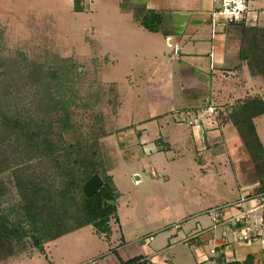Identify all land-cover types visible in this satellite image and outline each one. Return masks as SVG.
<instances>
[{
  "label": "rangeland",
  "instance_id": "rangeland-1",
  "mask_svg": "<svg viewBox=\"0 0 264 264\" xmlns=\"http://www.w3.org/2000/svg\"><path fill=\"white\" fill-rule=\"evenodd\" d=\"M122 1L126 0H81L83 11L76 13L72 10V0H0V66L23 68L31 64L45 72L57 70L61 79L45 78L49 84L57 85V91L50 101L51 96L47 95L52 91L42 90L49 101L43 107V114L35 111L37 95L23 99V104L36 118L47 119L49 114L66 112L70 120L64 132L66 139L82 140L99 128L109 132L98 142L103 168L108 173L111 171L120 193L116 203L120 222L127 226L135 223L137 232L138 228L139 231L156 228L163 222L178 220L180 215L202 214L199 211L203 207L231 195L228 188L234 186L235 177L231 165L222 160L210 161L207 170L197 168L190 152L204 149V140L200 126H190L188 119L178 120L175 127L164 119L159 121L162 135L170 137V151H152L155 145L151 143L143 148L131 146L136 141L133 129L115 133L118 128L130 126L137 117L134 108L138 103H134L133 97L137 90L130 73L133 54L153 55L142 53L130 44V33H139L140 28L133 23L129 12H121ZM248 1L250 13L264 9V0ZM247 22L262 28L264 17L259 20L249 14ZM163 49L167 54L168 50ZM263 87H258L253 98L264 96L260 91ZM159 90H150L143 100L139 97L140 105L160 109V98L153 95L160 93L164 100L167 91ZM247 98L251 97L239 101ZM257 127L264 144V125L258 123ZM190 130L192 137L188 139L186 133ZM152 170L158 179L152 178ZM10 177L9 172L0 174V181L8 191L3 208L17 199L14 187L8 183ZM253 178V174L249 175L247 182ZM116 231L115 227L110 239L94 235L90 227L82 229L80 234L89 237L88 242L96 243L94 251L114 240ZM74 236L69 234L47 244L43 253L28 238L26 250L0 264H73L77 259Z\"/></svg>",
  "mask_w": 264,
  "mask_h": 264
},
{
  "label": "crops",
  "instance_id": "crops-1",
  "mask_svg": "<svg viewBox=\"0 0 264 264\" xmlns=\"http://www.w3.org/2000/svg\"><path fill=\"white\" fill-rule=\"evenodd\" d=\"M138 6L161 14L162 33H150L134 21L132 10ZM119 7L121 12H129L133 23L140 28L139 33H130V44L142 53L153 54L146 57L135 53L132 58L130 73L137 90L133 96L134 103H138L134 108L137 117L124 127L135 130L136 141L131 146L143 148L151 143L155 145L152 151H170V137L162 135L159 121L164 119L175 127L178 120L188 119L190 126H200L204 140V149L190 152L197 168L207 170L212 160L227 162L232 167L235 184L228 188L229 197L203 207L199 211L202 214L180 215L178 220L163 222L156 228L140 231L138 228L135 232L137 225H124L117 213V222H110L111 231L117 228L116 236L99 250L92 251L96 243L88 242L89 237L80 234L86 227L69 233L75 234L77 259L73 264H85L90 259L94 260L93 264H122L138 256L142 257L140 264H264V194L253 195L256 178L234 127L226 119L229 107L242 97L253 98L258 87L264 86V78L251 76L239 60L235 26L211 24L212 0H126ZM257 10L250 15L260 20L264 9ZM255 26L258 27L257 23ZM163 48L168 50L167 54ZM154 89L167 91L164 100L160 93L153 95L160 98L162 112L156 106L140 105L143 96ZM260 91L264 94V87ZM260 98L264 101V96ZM258 123L264 125V115L254 120L257 135ZM186 135L191 138L192 130ZM260 142L264 149L261 139ZM109 174L113 180L111 171ZM151 174L152 178H159L153 170ZM251 174L254 178L248 183ZM242 197L249 200L241 203ZM214 208H221L218 223L208 213ZM235 216H242L241 222L233 224ZM243 225L249 228L248 240L239 238ZM90 228L94 235L104 236ZM88 251L92 252L86 254Z\"/></svg>",
  "mask_w": 264,
  "mask_h": 264
},
{
  "label": "trees",
  "instance_id": "trees-1",
  "mask_svg": "<svg viewBox=\"0 0 264 264\" xmlns=\"http://www.w3.org/2000/svg\"><path fill=\"white\" fill-rule=\"evenodd\" d=\"M72 10L83 11L81 0H72ZM132 15L142 29L162 33L159 12L138 6L133 8ZM230 25L235 26L239 36V60L251 76L264 78V27L245 21ZM27 66H0V174L10 173L8 183L14 187L17 198L3 208L8 191L0 181V263L26 250L28 238L43 253L45 244L87 226L108 239L110 222H117L116 202L120 195L111 175L103 168L98 143L109 132L99 128L85 139H66L64 132L70 126L66 112L49 114L47 119L33 116L23 99L37 95L35 111L43 114V107L49 105L47 97L53 100L57 91V85L49 84L45 78H61L57 70L45 72L38 66ZM43 89L52 94L44 96ZM262 115L264 102L256 97L236 102L226 115L256 178L253 195L264 194V149L254 124ZM93 175L99 177L101 187L86 197L82 186ZM141 260L138 256L122 264H140Z\"/></svg>",
  "mask_w": 264,
  "mask_h": 264
},
{
  "label": "built area",
  "instance_id": "built-area-1",
  "mask_svg": "<svg viewBox=\"0 0 264 264\" xmlns=\"http://www.w3.org/2000/svg\"><path fill=\"white\" fill-rule=\"evenodd\" d=\"M214 7L211 10L209 20L212 25L220 24V25H230L238 22L249 20V9L247 0H212ZM249 198L242 197L240 198V202L243 203L248 201ZM209 215L214 223H218L221 216V208H214L209 210ZM242 216H235L233 218V224H237L241 222ZM239 238L240 240H248V231L249 228L243 227L239 230ZM93 260L89 262V264H93Z\"/></svg>",
  "mask_w": 264,
  "mask_h": 264
},
{
  "label": "water",
  "instance_id": "water-1",
  "mask_svg": "<svg viewBox=\"0 0 264 264\" xmlns=\"http://www.w3.org/2000/svg\"><path fill=\"white\" fill-rule=\"evenodd\" d=\"M101 187V181L97 175H93L82 186V192L86 197H90Z\"/></svg>",
  "mask_w": 264,
  "mask_h": 264
}]
</instances>
